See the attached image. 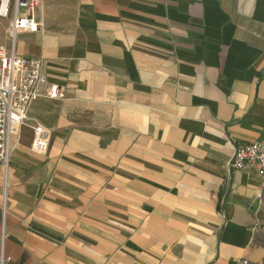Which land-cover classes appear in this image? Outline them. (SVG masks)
Listing matches in <instances>:
<instances>
[{
	"label": "crops",
	"instance_id": "1",
	"mask_svg": "<svg viewBox=\"0 0 264 264\" xmlns=\"http://www.w3.org/2000/svg\"><path fill=\"white\" fill-rule=\"evenodd\" d=\"M36 18L14 48L47 84L0 172L6 264H263L264 178L230 165L264 140V0H43Z\"/></svg>",
	"mask_w": 264,
	"mask_h": 264
},
{
	"label": "built area",
	"instance_id": "2",
	"mask_svg": "<svg viewBox=\"0 0 264 264\" xmlns=\"http://www.w3.org/2000/svg\"><path fill=\"white\" fill-rule=\"evenodd\" d=\"M43 0H0V20L9 22L13 43L11 50L0 48V172L8 174L13 153V139L28 118L29 109L40 96V89L47 84L45 63L41 59L16 54L14 44L22 33H38L40 23L37 12ZM50 99L61 97L58 85H52L47 95ZM49 149L46 131L37 127L32 151L45 154ZM231 168L242 171L248 166L257 169L264 178V140L237 148L231 160ZM6 233L0 238V264L11 261L4 256ZM236 264H253L240 259Z\"/></svg>",
	"mask_w": 264,
	"mask_h": 264
},
{
	"label": "rangeland",
	"instance_id": "3",
	"mask_svg": "<svg viewBox=\"0 0 264 264\" xmlns=\"http://www.w3.org/2000/svg\"><path fill=\"white\" fill-rule=\"evenodd\" d=\"M8 29H7V26L0 21V46L5 44V40L7 38H10V34L8 33ZM255 242L257 245L264 248V225L257 232V234L255 236Z\"/></svg>",
	"mask_w": 264,
	"mask_h": 264
}]
</instances>
